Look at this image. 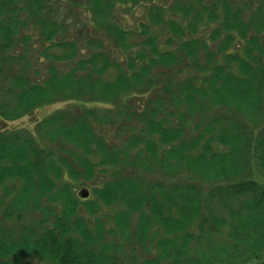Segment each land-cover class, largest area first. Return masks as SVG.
<instances>
[{
  "label": "trees",
  "instance_id": "trees-1",
  "mask_svg": "<svg viewBox=\"0 0 264 264\" xmlns=\"http://www.w3.org/2000/svg\"><path fill=\"white\" fill-rule=\"evenodd\" d=\"M58 101L110 108L0 127V264L264 261V0H0V122Z\"/></svg>",
  "mask_w": 264,
  "mask_h": 264
},
{
  "label": "rangeland",
  "instance_id": "rangeland-1",
  "mask_svg": "<svg viewBox=\"0 0 264 264\" xmlns=\"http://www.w3.org/2000/svg\"><path fill=\"white\" fill-rule=\"evenodd\" d=\"M126 12H128V11H125V9L123 10V8H119L118 15L121 16L122 20H124V23L126 22L127 25H129L131 28L132 27L136 28L139 24L138 21L136 20V18H133L130 15H125ZM136 13H138V11ZM132 22H134V24ZM97 38H100V40L103 42L104 46L111 48V49L115 48L114 43L109 41L104 35H102L100 33L97 34L92 27H88L89 45L93 44L92 42L94 40H96ZM79 106L110 108V106H105L101 103L92 102V101H76V102L58 101L56 103H53V104H50V105H47V106L40 108L39 110L34 112V114H32L31 117L23 118L21 120L14 121V122H7L6 124L0 122V127H6L9 129L25 127V128H28L29 130H32V129H34L35 123L37 121L47 117L48 115L52 114L53 112L60 110V109H67L69 107H79ZM257 177H259V176L257 175ZM257 179L259 180V178H257ZM204 184L206 185V182H204Z\"/></svg>",
  "mask_w": 264,
  "mask_h": 264
},
{
  "label": "water",
  "instance_id": "water-1",
  "mask_svg": "<svg viewBox=\"0 0 264 264\" xmlns=\"http://www.w3.org/2000/svg\"><path fill=\"white\" fill-rule=\"evenodd\" d=\"M89 195H90V192H89V190L86 189V188L82 189L81 192H80V196H81L82 198H88Z\"/></svg>",
  "mask_w": 264,
  "mask_h": 264
}]
</instances>
